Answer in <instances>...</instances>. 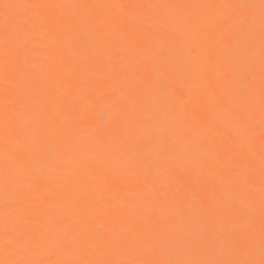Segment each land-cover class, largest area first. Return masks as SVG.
Instances as JSON below:
<instances>
[{"label": "bare ground", "instance_id": "1", "mask_svg": "<svg viewBox=\"0 0 264 264\" xmlns=\"http://www.w3.org/2000/svg\"><path fill=\"white\" fill-rule=\"evenodd\" d=\"M264 0H0V264H262Z\"/></svg>", "mask_w": 264, "mask_h": 264}, {"label": "snow or ice", "instance_id": "2", "mask_svg": "<svg viewBox=\"0 0 264 264\" xmlns=\"http://www.w3.org/2000/svg\"><path fill=\"white\" fill-rule=\"evenodd\" d=\"M262 264H264V261H262Z\"/></svg>", "mask_w": 264, "mask_h": 264}]
</instances>
